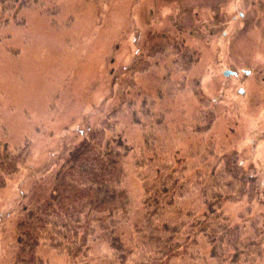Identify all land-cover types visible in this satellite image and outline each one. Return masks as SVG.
Listing matches in <instances>:
<instances>
[{
    "label": "rangeland",
    "instance_id": "374dc122",
    "mask_svg": "<svg viewBox=\"0 0 264 264\" xmlns=\"http://www.w3.org/2000/svg\"><path fill=\"white\" fill-rule=\"evenodd\" d=\"M0 9V144L26 157L0 188V264H14L18 224L47 200L55 173L117 104L156 33L179 37L199 54L189 77L205 102L187 80L171 103V116L188 127L171 139L170 160L196 165L190 149L200 136L189 123L195 110L209 107L216 118L204 140L215 145L216 158L236 153L264 187V0H34L17 16L11 6ZM155 79L136 77L150 90ZM123 128L140 143L129 116ZM39 254L49 264H105L108 251L81 263L48 247Z\"/></svg>",
    "mask_w": 264,
    "mask_h": 264
},
{
    "label": "trees",
    "instance_id": "16d2710c",
    "mask_svg": "<svg viewBox=\"0 0 264 264\" xmlns=\"http://www.w3.org/2000/svg\"><path fill=\"white\" fill-rule=\"evenodd\" d=\"M33 1L0 0V7L11 6L17 16ZM198 56L170 33L149 38L117 104L55 173L47 200L18 224L14 264H49L42 247L73 263L95 259L105 248V264H263L264 187L236 153L217 159L215 145L204 140L215 109L191 117L192 133L200 136L190 149L196 165L170 160L171 139L188 127L171 116V103L187 80L204 102L199 82L189 77ZM140 74L155 76L156 88H142ZM125 116L140 129L141 144L125 128L118 131ZM23 153L0 144V188L26 163Z\"/></svg>",
    "mask_w": 264,
    "mask_h": 264
},
{
    "label": "water",
    "instance_id": "95a60500",
    "mask_svg": "<svg viewBox=\"0 0 264 264\" xmlns=\"http://www.w3.org/2000/svg\"><path fill=\"white\" fill-rule=\"evenodd\" d=\"M232 73L231 72H227L226 73V76H230Z\"/></svg>",
    "mask_w": 264,
    "mask_h": 264
}]
</instances>
